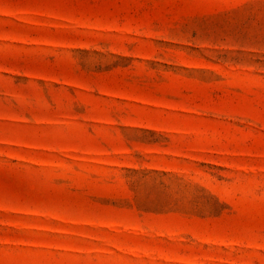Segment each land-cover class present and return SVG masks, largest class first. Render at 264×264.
Instances as JSON below:
<instances>
[{
  "label": "rangeland",
  "instance_id": "obj_1",
  "mask_svg": "<svg viewBox=\"0 0 264 264\" xmlns=\"http://www.w3.org/2000/svg\"><path fill=\"white\" fill-rule=\"evenodd\" d=\"M0 264H264V0H0Z\"/></svg>",
  "mask_w": 264,
  "mask_h": 264
}]
</instances>
